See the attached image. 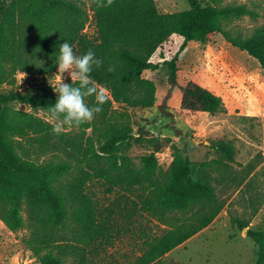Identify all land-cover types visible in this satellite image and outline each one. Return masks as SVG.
I'll return each instance as SVG.
<instances>
[{"label": "trees", "instance_id": "trees-1", "mask_svg": "<svg viewBox=\"0 0 264 264\" xmlns=\"http://www.w3.org/2000/svg\"><path fill=\"white\" fill-rule=\"evenodd\" d=\"M185 1L187 11L160 13L154 0H0V86L14 84L17 73L50 76L57 69L59 46L68 40L76 54L91 49L103 61L91 75L109 95L102 111L80 124L91 131L86 136L85 131L56 134L52 124L10 107L18 102L49 114L57 98L52 88L0 93V222L13 233L28 231L21 242L40 264H64L69 258L70 264H88L86 247L96 241L109 243L107 228L98 222L95 204L86 193L93 180L102 181L108 192L139 190L141 210L167 228L159 236L145 238L144 250L132 264L159 262L222 211L224 202L212 186L211 173L227 176L234 163L230 141L216 142L219 158L198 163L197 168L177 152L163 174L155 156L159 146L141 157L138 166L119 152L148 135L132 138L123 119L127 114L115 115L113 105L154 106L156 86L142 73L158 69L150 58L170 37H180L182 45L165 62L168 90L159 106L163 116L177 86L178 55L188 43H206L210 35L221 34L264 70V31L239 38L223 27L225 21L247 14L244 6H219L221 0ZM89 22L94 38L83 33ZM180 91L183 110L209 115L225 111L219 96L194 82ZM86 103L94 106V96ZM31 155L50 158L37 163ZM230 220L239 230L248 226L238 217ZM246 236L258 249L255 264H264V230H247Z\"/></svg>", "mask_w": 264, "mask_h": 264}, {"label": "rangeland", "instance_id": "rangeland-1", "mask_svg": "<svg viewBox=\"0 0 264 264\" xmlns=\"http://www.w3.org/2000/svg\"><path fill=\"white\" fill-rule=\"evenodd\" d=\"M87 3V0H83ZM160 13L187 11L185 0H154ZM203 4L205 0H199ZM219 6H244L247 14L239 19L223 23L231 37L247 38L264 31V0H221ZM95 37L93 23L83 31ZM182 45L178 36L170 37L150 58L159 64L155 71H145L142 77L154 82L156 101L152 108H125L113 105L115 115L123 116L132 138L142 133L140 144L133 142L122 152L135 166L155 146L159 173L163 174L179 152L186 157L192 168L197 164L219 158L215 149L218 141H230L234 146V163H230L227 176L212 172V186L224 207L216 219L204 230L166 254L155 264H255L258 249L246 236L247 230H264V70L258 63L231 45L221 34H212L206 43H188L178 55L176 83L166 105L167 116L159 110L165 97L167 68ZM39 77L17 73L12 85L0 86V93L10 91L20 94L35 93L41 87L52 88L54 76ZM64 82H71L65 73ZM194 82L219 96L225 111L215 115L190 113L181 109V91L187 82ZM53 89V88H52ZM54 94H56L53 91ZM10 107L33 114L52 124L49 114L35 107L13 102ZM62 120V118H61ZM64 131L77 134L85 131L81 125H64ZM98 151V145L95 144ZM50 155H31L37 163L48 160ZM86 193L95 204L96 217L107 228L109 243L96 241L86 247L88 264H132L144 250L143 241L148 236H159L167 228L141 210L137 189L114 188L107 191L102 181L93 180ZM231 217L246 221L248 226L239 230L231 223ZM27 230L10 232L0 222V264H40L21 240ZM15 257V261H13ZM70 258L64 264H70Z\"/></svg>", "mask_w": 264, "mask_h": 264}, {"label": "clouds", "instance_id": "clouds-1", "mask_svg": "<svg viewBox=\"0 0 264 264\" xmlns=\"http://www.w3.org/2000/svg\"><path fill=\"white\" fill-rule=\"evenodd\" d=\"M55 64L58 71L52 76L54 84L51 86L57 98L48 112L49 119L57 121L53 126V132L60 134L67 130L64 125H80L91 121L94 114L102 111V106L109 100V95L106 88L97 87L91 75L94 66L99 68L103 64L93 50L89 49L78 55L73 44L65 40L59 46V55L55 56ZM65 73L70 77L71 83L64 82ZM73 82H77L76 86ZM90 96L95 98L94 106L86 103V98ZM12 259L15 261V257Z\"/></svg>", "mask_w": 264, "mask_h": 264}]
</instances>
